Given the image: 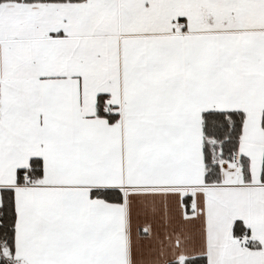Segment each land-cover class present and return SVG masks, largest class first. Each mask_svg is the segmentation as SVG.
<instances>
[{
  "label": "snow or ice",
  "instance_id": "obj_1",
  "mask_svg": "<svg viewBox=\"0 0 264 264\" xmlns=\"http://www.w3.org/2000/svg\"><path fill=\"white\" fill-rule=\"evenodd\" d=\"M157 202L264 264V0H0V264H140Z\"/></svg>",
  "mask_w": 264,
  "mask_h": 264
},
{
  "label": "crops",
  "instance_id": "obj_2",
  "mask_svg": "<svg viewBox=\"0 0 264 264\" xmlns=\"http://www.w3.org/2000/svg\"><path fill=\"white\" fill-rule=\"evenodd\" d=\"M141 219L152 223L153 234L141 242L140 264H183L200 251L193 225L181 219L179 210L169 214L157 202L143 210Z\"/></svg>",
  "mask_w": 264,
  "mask_h": 264
},
{
  "label": "trees",
  "instance_id": "obj_3",
  "mask_svg": "<svg viewBox=\"0 0 264 264\" xmlns=\"http://www.w3.org/2000/svg\"><path fill=\"white\" fill-rule=\"evenodd\" d=\"M4 241H0V248H3L4 250V255H7V249L4 248ZM183 264H193V259L192 260H186V262L184 261Z\"/></svg>",
  "mask_w": 264,
  "mask_h": 264
}]
</instances>
